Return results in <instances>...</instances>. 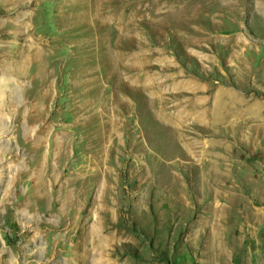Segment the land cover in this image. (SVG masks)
I'll return each mask as SVG.
<instances>
[{
	"label": "rangeland",
	"instance_id": "374dc122",
	"mask_svg": "<svg viewBox=\"0 0 264 264\" xmlns=\"http://www.w3.org/2000/svg\"><path fill=\"white\" fill-rule=\"evenodd\" d=\"M0 264H264V0H0Z\"/></svg>",
	"mask_w": 264,
	"mask_h": 264
},
{
	"label": "bare ground",
	"instance_id": "6f19581e",
	"mask_svg": "<svg viewBox=\"0 0 264 264\" xmlns=\"http://www.w3.org/2000/svg\"><path fill=\"white\" fill-rule=\"evenodd\" d=\"M193 103H194V102H193ZM217 110H218V109H217ZM205 112H206L205 110H202V111L200 112L201 117H202V116H205V120H206V119H207V120H210L211 117L208 118V114L206 115ZM203 113H204V114H203ZM195 114H196V113H195ZM211 114H212V116L214 117V115H215V116H218L220 113H219L218 111H214V112H212ZM196 115H197V114H196ZM190 116H191V115H190ZM201 117H200V119H201ZM198 118H199V117H198ZM205 120L203 119V121H205ZM217 178H218V177H217ZM217 178H216V180H217ZM216 180H215V181H216ZM217 182H218V181H217ZM215 203H216V202H215ZM218 206H219V205H218ZM216 208H217V207H216Z\"/></svg>",
	"mask_w": 264,
	"mask_h": 264
}]
</instances>
